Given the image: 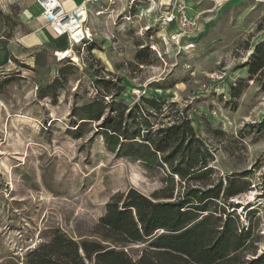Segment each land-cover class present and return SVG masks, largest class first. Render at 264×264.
I'll use <instances>...</instances> for the list:
<instances>
[{
	"label": "rangeland",
	"instance_id": "374dc122",
	"mask_svg": "<svg viewBox=\"0 0 264 264\" xmlns=\"http://www.w3.org/2000/svg\"><path fill=\"white\" fill-rule=\"evenodd\" d=\"M223 3L179 44L170 41L178 29L165 32L154 15L140 21L114 15L115 29L94 32L88 46L65 53L67 39L53 38L29 54L4 48L13 20L0 8V262L27 264L30 253L54 236L100 241L98 225L113 198L131 190L153 197L165 189L174 198L219 193L206 212H196L195 223L214 214L222 226L234 211L231 227L248 235L235 261L218 264H264V225L247 215L264 180V43L251 50ZM29 30L24 26L22 34ZM59 52L68 57L60 61ZM116 79L121 88L107 85ZM135 106L150 113L148 125L136 113L134 123L129 110ZM185 117L203 142L192 148L210 168L193 178L173 174L143 138L115 145L105 137L115 122L144 135ZM189 141L174 167L189 158ZM119 249L132 264L151 250L148 242ZM150 256L142 264H150Z\"/></svg>",
	"mask_w": 264,
	"mask_h": 264
},
{
	"label": "trees",
	"instance_id": "16d2710c",
	"mask_svg": "<svg viewBox=\"0 0 264 264\" xmlns=\"http://www.w3.org/2000/svg\"><path fill=\"white\" fill-rule=\"evenodd\" d=\"M107 85L121 88L122 82L116 79L115 84L109 82ZM129 112L132 118L136 113L148 125L147 118L150 113L144 108L135 106ZM135 121L137 117H134L136 124ZM150 128L144 135L139 128L130 133L128 127H123V122H115L105 128V137L107 141H115V145H121V140L132 143V140L143 138L147 142L143 146L153 154H163V162L179 177L193 175L190 177L193 178L210 169L205 165L200 150L192 148L193 142L200 146H203V142L196 136L190 119L185 117L182 123ZM188 139L191 142L187 147L189 158L174 167L173 158ZM160 194L147 197L131 190L126 197L119 195L113 198L107 204V213L98 225L101 231L100 241H83L78 244L69 238L54 236L48 243L30 253L27 264H85L87 261H94V264H132L119 248L134 242H148L151 249L150 264H218L220 261L233 262L237 259L235 253L244 249L245 244L241 241L246 239L248 231L240 235L231 227L236 219L234 211L224 215L226 222L222 226H217V221H213L214 214L195 223L198 214L196 212H206L207 203L213 198L217 199L215 196L219 193L214 190H198L190 192L186 198H174L173 192L168 194L163 189ZM249 214L250 217L254 216L253 212H248L247 215ZM160 230L164 232L157 236L156 232ZM146 257L143 256L139 264L145 262ZM256 263L257 260L249 264ZM0 264L18 263L2 261Z\"/></svg>",
	"mask_w": 264,
	"mask_h": 264
},
{
	"label": "crops",
	"instance_id": "0c3cea01",
	"mask_svg": "<svg viewBox=\"0 0 264 264\" xmlns=\"http://www.w3.org/2000/svg\"><path fill=\"white\" fill-rule=\"evenodd\" d=\"M83 1L84 0H60L66 12H72L76 6H79ZM218 2H220V0H192L190 5L191 13H201L202 23L205 14H212L214 8L219 7L217 6ZM224 3H229L227 13L229 18L233 21L232 25L235 32L250 38L251 50L253 48L256 49V47L264 43V0H225ZM100 5L101 4L90 5L89 21L92 19L90 27L93 32L100 34L102 32V34L106 35L112 32L116 27L111 24L112 22L110 20L115 16L113 15L110 16L111 18H107L108 13H105L104 16H96V11L99 10ZM103 5L104 7H108L109 4L105 1ZM0 8L6 18L13 20L11 27L8 28L10 37L4 39V41L8 42L4 44V48L9 52L29 54L32 50L47 47L51 43L50 41H53L52 35L45 27L47 24L43 14H41L42 10L37 4V0H0ZM126 8L127 6L124 3L122 6H119L116 11L120 14ZM142 8L145 9L144 16L146 19H151L153 14L149 12L144 5L138 6L136 9V14L138 13L136 19L139 21V18L144 19L143 14L140 12ZM38 13L42 15V20L40 22L38 21ZM148 14L150 16H148ZM139 15H142V17ZM100 19H108L109 21H106L108 24L102 25L105 21H101ZM99 22L101 26L99 27V31H97V23ZM24 26H28L30 30L22 34ZM99 58L103 59L101 56H99Z\"/></svg>",
	"mask_w": 264,
	"mask_h": 264
},
{
	"label": "built area",
	"instance_id": "2783aa9c",
	"mask_svg": "<svg viewBox=\"0 0 264 264\" xmlns=\"http://www.w3.org/2000/svg\"><path fill=\"white\" fill-rule=\"evenodd\" d=\"M105 1L109 4L108 7H104L103 2ZM224 1L220 0V2ZM124 3L127 8L118 14L117 8ZM191 3L192 0H84L72 12H66L60 0H37L52 37L67 39L69 48L88 46L93 42L94 32L89 25L88 18L92 4H101L99 10L96 11V16H104L108 13V17L116 15L117 19L120 17L126 21L138 17L136 9L144 5L158 18L165 32H167V27L177 26L180 32L173 34L170 41L179 44L186 36L196 32L200 25L202 14L191 13ZM139 16L142 17V15ZM145 29L148 31L149 27ZM193 46L191 44L189 47ZM262 184L252 211H254L253 217L259 219L264 225V180Z\"/></svg>",
	"mask_w": 264,
	"mask_h": 264
},
{
	"label": "bare ground",
	"instance_id": "6f19581e",
	"mask_svg": "<svg viewBox=\"0 0 264 264\" xmlns=\"http://www.w3.org/2000/svg\"><path fill=\"white\" fill-rule=\"evenodd\" d=\"M148 11H149V10H148ZM140 12H141V14H143V16H144L145 9L142 8ZM149 12H151V11H149ZM148 16H150V15L148 14ZM175 26H176V25H173V27H175ZM173 27H172V28H173ZM172 28H170V29H172ZM175 28H176V30L178 29L177 26H176ZM170 29H166L168 33H169V30H170ZM178 32H180L179 29H178V31H177L176 33H178ZM71 50H72V48H69L67 51H64V52L66 53V52L71 51ZM62 53H63V52H59V53H57V55H58L60 61L64 60L66 57H68L67 55L61 56V55H63Z\"/></svg>",
	"mask_w": 264,
	"mask_h": 264
}]
</instances>
